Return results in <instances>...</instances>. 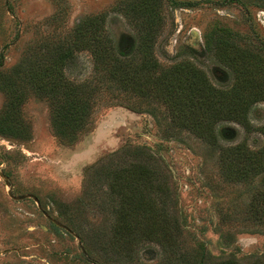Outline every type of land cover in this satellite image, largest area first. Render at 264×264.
Segmentation results:
<instances>
[{
	"label": "rangeland",
	"instance_id": "obj_1",
	"mask_svg": "<svg viewBox=\"0 0 264 264\" xmlns=\"http://www.w3.org/2000/svg\"><path fill=\"white\" fill-rule=\"evenodd\" d=\"M147 16L154 19L159 62L167 67L192 61L222 93L235 85L223 53L236 55L238 66L249 55L264 67V0H0V112L10 97L24 95L16 106L25 134L0 133V173L12 187L0 176V264H184L156 245L141 244L130 254L112 250L111 217L78 205L86 170L136 146L151 149L169 171L185 246L204 249L208 261L264 255V234L243 227L244 205L254 187L264 184V174L239 183L218 167L220 149L240 143L264 148V101L254 104L248 130L237 121L219 123L221 148L187 132L165 138L157 116L107 96L73 144L54 135L50 104L32 90L28 76L48 59L46 53L72 47L65 74L74 81L92 79L91 46L106 35L118 47L137 44ZM206 35H213L210 49Z\"/></svg>",
	"mask_w": 264,
	"mask_h": 264
},
{
	"label": "trees",
	"instance_id": "obj_2",
	"mask_svg": "<svg viewBox=\"0 0 264 264\" xmlns=\"http://www.w3.org/2000/svg\"><path fill=\"white\" fill-rule=\"evenodd\" d=\"M147 23L145 29L137 31L139 42L130 47L112 44L107 35L103 42H94L90 49L95 57L94 77L89 80L74 81L65 74L74 58L72 47L59 49L58 55L46 53L48 59L28 79L32 90L42 93L50 104L56 138H71L73 144L84 130L87 132L93 110L104 96L108 100L126 99L125 107L157 116L165 138L187 132L213 148H221L220 137L224 136L217 129L220 122L237 121L248 130L254 104L264 101V67L257 58L244 55L243 64L238 66L236 55L231 51L222 55L215 46L214 53L218 56L219 49L235 73V85L222 93L209 86L203 71L192 61L167 67L159 62L154 53V19L147 16ZM212 36L205 37L209 49ZM23 96H12L4 105L0 133L8 130L15 137L25 135L18 124L17 107ZM106 161L86 170L85 196L78 205L101 208L111 217L112 250L130 254L141 244L156 245L159 253L184 264H264V255L244 258L246 262L234 256L208 261L211 256L204 249L185 246L184 225L169 171L148 147L125 148ZM218 167L232 181L256 180L264 174V148L254 150L240 143L220 149ZM244 206L247 222L243 227L264 234V184L254 187Z\"/></svg>",
	"mask_w": 264,
	"mask_h": 264
},
{
	"label": "water",
	"instance_id": "obj_3",
	"mask_svg": "<svg viewBox=\"0 0 264 264\" xmlns=\"http://www.w3.org/2000/svg\"><path fill=\"white\" fill-rule=\"evenodd\" d=\"M0 176L5 180L6 185L10 187V191H11L12 190V187L10 186L9 180L5 177V175H3L1 173H0ZM11 197L13 199L23 200V199L27 198L28 196L27 195H24V196H20V197H15V196L11 195ZM29 197H31V198H33L34 200L37 201V199L35 197H33V196H29Z\"/></svg>",
	"mask_w": 264,
	"mask_h": 264
}]
</instances>
